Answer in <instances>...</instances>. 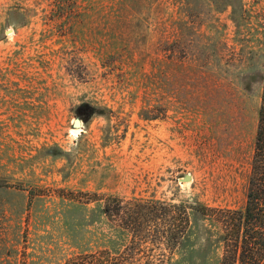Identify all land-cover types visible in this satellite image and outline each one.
<instances>
[{
  "label": "rangeland",
  "instance_id": "obj_1",
  "mask_svg": "<svg viewBox=\"0 0 264 264\" xmlns=\"http://www.w3.org/2000/svg\"><path fill=\"white\" fill-rule=\"evenodd\" d=\"M263 78L264 0H0V264L125 255L85 193L242 209ZM142 248L221 257L194 210L172 254Z\"/></svg>",
  "mask_w": 264,
  "mask_h": 264
},
{
  "label": "trees",
  "instance_id": "obj_2",
  "mask_svg": "<svg viewBox=\"0 0 264 264\" xmlns=\"http://www.w3.org/2000/svg\"><path fill=\"white\" fill-rule=\"evenodd\" d=\"M79 201H102L105 217L118 230L126 233L130 248L125 255H112L109 250L92 253L94 264H132L142 244L162 243L171 254L186 236L190 210L206 216L214 225L221 247L219 264H264V78L255 130L251 171L245 205L242 209L211 207L184 202H167L155 198L123 197L96 193Z\"/></svg>",
  "mask_w": 264,
  "mask_h": 264
},
{
  "label": "clouds",
  "instance_id": "obj_3",
  "mask_svg": "<svg viewBox=\"0 0 264 264\" xmlns=\"http://www.w3.org/2000/svg\"><path fill=\"white\" fill-rule=\"evenodd\" d=\"M83 131V129L81 130H78V131H72L69 135V143H72V141H74L78 136L79 134Z\"/></svg>",
  "mask_w": 264,
  "mask_h": 264
},
{
  "label": "water",
  "instance_id": "obj_4",
  "mask_svg": "<svg viewBox=\"0 0 264 264\" xmlns=\"http://www.w3.org/2000/svg\"><path fill=\"white\" fill-rule=\"evenodd\" d=\"M80 125V121L78 119L74 120V126H79ZM189 179V177H187V180Z\"/></svg>",
  "mask_w": 264,
  "mask_h": 264
},
{
  "label": "bare ground",
  "instance_id": "obj_5",
  "mask_svg": "<svg viewBox=\"0 0 264 264\" xmlns=\"http://www.w3.org/2000/svg\"><path fill=\"white\" fill-rule=\"evenodd\" d=\"M80 130L79 128H73L72 131H78Z\"/></svg>",
  "mask_w": 264,
  "mask_h": 264
}]
</instances>
